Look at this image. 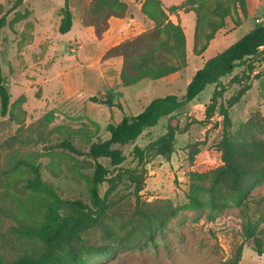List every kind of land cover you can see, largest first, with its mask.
<instances>
[{"label":"trees","instance_id":"1","mask_svg":"<svg viewBox=\"0 0 264 264\" xmlns=\"http://www.w3.org/2000/svg\"><path fill=\"white\" fill-rule=\"evenodd\" d=\"M209 1H214V7L209 8ZM226 1L242 14L243 19L239 16L235 20L236 26H240L249 15L247 0H186L183 5L173 6L168 12L161 0H144L141 13L153 22V27L109 48L103 58L122 57L120 82L123 88L146 79L160 80L175 74L186 66L187 39L180 22L174 23L169 15L186 4L191 6L196 16L194 53L201 55L216 33L226 26L227 18L232 14V8ZM22 4L23 0H15L9 12ZM2 9L0 4V31L7 26L12 29L29 15L28 10L16 11L14 17L7 21V13L1 15ZM204 9L212 17H208L210 15L205 14ZM188 11L185 9V12ZM127 13L126 0H91L82 22L93 29L96 38L101 39L110 27V20L125 18ZM59 15L58 33L66 34L73 26L69 0L64 1ZM205 27L208 32H204ZM200 34L205 37V42L198 47ZM236 69L241 71L232 75ZM229 76L231 78L225 83L223 79ZM263 77L264 24H260L207 59L191 77L184 95L168 94L154 98L138 114L123 115L120 121L109 123L106 127L109 138L91 142L88 151L80 149L76 140L93 139L99 130L97 126L92 130L90 127L72 128L63 124L44 131L46 121L52 120L51 115H45L36 126L20 129L14 136L18 149L1 169L5 186L12 193L4 213L15 222L11 233L29 239L32 246L25 253L8 258L4 254L6 247L0 244V264H95L117 250L147 246L182 210L207 207L212 214L229 206L245 210L242 237L245 242H251L258 255H262L264 229L260 226L264 223V196L257 199L250 196L264 182V115L251 116L244 124L240 137L232 131L230 111L251 90L253 82ZM232 85H236L237 89L225 99L224 95ZM208 86H214V89L202 117L191 113V121L182 125L177 112L187 107ZM10 99L0 67L2 117L10 114ZM90 100L96 102L97 98L91 97ZM102 103L109 108L114 106L112 96ZM116 106L122 109L120 104ZM216 117L219 121L215 120ZM163 118H167L165 133L144 148L135 145L132 153L137 159L136 166L123 167L126 157L121 147L134 144L147 129L157 126ZM193 124L205 129L219 127L220 139L214 149L220 154L221 164L205 173H191L187 202L183 205L174 206L160 199L145 200L142 192L148 176L145 167L148 155L154 153L170 161L177 136L187 133ZM256 129L261 137L251 135ZM21 132L28 134L22 135ZM54 133L62 135L55 144L51 143ZM203 144L191 145V161H194ZM39 145H42L43 151L36 150ZM62 156L73 160L78 171L91 172L86 176L89 202L62 197L44 179L38 160L49 157L54 161ZM103 158L109 160L110 168L100 162ZM50 171L59 176L56 168ZM124 181L133 186L134 216L129 221L117 215L116 202L112 199ZM103 185L106 188L101 195ZM203 193L208 198H204ZM116 222H120V230L123 231L120 235ZM245 242L239 244L234 254L220 264H241Z\"/></svg>","mask_w":264,"mask_h":264},{"label":"rangeland","instance_id":"2","mask_svg":"<svg viewBox=\"0 0 264 264\" xmlns=\"http://www.w3.org/2000/svg\"><path fill=\"white\" fill-rule=\"evenodd\" d=\"M64 1L23 0L20 7L9 12L15 0H0L3 7L1 15L7 13V21L14 17L16 11H29L28 17L15 24L12 29L7 26L0 31V67L11 95L10 114L6 117L0 115V244L6 247L4 254L8 258L23 254L32 246L29 239L11 233V226L15 222L4 213V208L10 204L12 193L5 186L1 169L9 156L18 149L14 136L20 129L36 126L37 121L45 115H51L52 120L46 121L44 131L63 124L72 128L90 127L92 130L97 126L99 130L96 137L91 140H76L80 149L88 151L91 142L109 138L106 131L109 123L120 121L123 115L138 114L154 98L168 94L184 95L191 77L207 59L234 44L254 26L264 24V0H247L249 15L240 26H236L235 20L239 16L243 19L242 14L239 10L237 13L233 5L226 1L232 8L226 26L216 33L201 55H196V16L191 11V6L186 4L169 15L174 23L180 21L187 36L186 66L163 79H146L129 88H123L119 64H105L107 59H104L102 54L104 49L153 27V23L148 22L139 12L140 4L144 0H126L128 13L125 21L117 26L120 21L112 19V30L104 33L101 39L95 38L93 29L86 27L82 22L91 0H69L73 27L66 34L58 33L61 18L59 11ZM161 1L168 12L171 7L181 6L186 0ZM208 5L212 8L215 3L209 1ZM184 8L190 10L185 12ZM204 13L210 15L207 9H204ZM115 28L121 29V34L113 33ZM208 31L205 27L204 32ZM204 42L205 37L200 34L197 46L200 47ZM80 45L83 53L90 50H95V53L90 57L79 56L82 52ZM90 63L96 66L97 73L99 70L103 71L104 80L99 78L100 82L88 81L86 65ZM239 71L241 69H236L232 75ZM231 76L223 81L227 83ZM67 79L72 80L73 84L67 82ZM79 80L85 82L84 85L79 83L80 90L84 92L74 89ZM213 89L214 86H208L187 107L177 112L182 125L191 121V113L202 117ZM236 89L237 86L232 85L224 98L227 99ZM89 91L92 92L85 93ZM108 96L113 98L112 108L102 103ZM91 97L97 98L96 102L91 101ZM117 104H120L122 109H119ZM255 114L264 115V77L254 81L251 90L231 109L233 133L241 137L244 124ZM166 123L167 118L161 119L157 126L147 129L134 144L121 147L126 157L123 167L136 166L137 159L132 153L134 146L144 148L163 135ZM31 134L35 136L34 133ZM251 135L261 137L258 129L253 130ZM61 138V134L54 133L51 143L55 144ZM219 139V127L205 129L193 124L187 133L177 136L175 151L170 161L154 153L149 154L145 164L148 176L142 192L143 198L147 201L160 199L174 206L186 203L191 173H205L221 164L220 154L214 149ZM203 142L205 144L200 147V152L194 161H191V145ZM42 149V145L36 148L39 151H43ZM38 162L44 179L55 187L58 194L64 198H78L89 202L86 176L91 175L90 171H78L74 161L66 156L54 161L43 157ZM100 162L110 168L108 159H100ZM51 168H56L59 176L53 175ZM105 188V185L101 186V195ZM132 191L133 186L124 181L112 196L116 202L117 215L124 221H129L134 216ZM263 196L264 182L254 189L250 197L257 199ZM203 197L208 198L206 193H203ZM245 215L243 208L234 206L214 211L212 214L207 207L182 210L168 221L164 232L159 233L147 246L117 250L95 264H220L234 254L239 244L245 242L241 233ZM115 225L120 235L123 232L120 230V222ZM260 227L264 229V223ZM241 264H264V253L258 255L251 242H245Z\"/></svg>","mask_w":264,"mask_h":264},{"label":"crops","instance_id":"3","mask_svg":"<svg viewBox=\"0 0 264 264\" xmlns=\"http://www.w3.org/2000/svg\"><path fill=\"white\" fill-rule=\"evenodd\" d=\"M143 3V2H142ZM142 3L140 4V9H139V12H140V14L142 15V16H144L145 18H146V20L148 21V22H152L151 20H149L144 14H142L141 13V5H142ZM71 9V8H70ZM72 11V10H71ZM72 15H73V13H72ZM112 19H118L119 21H120V23L119 24H117V26L118 25H121V23L123 22V21H125V18H122V19H119V18H112ZM112 19L110 20V27H109V31L110 30H112V29H110L111 28V22H112ZM118 21V22H119ZM178 22H180V21H177L176 23H178ZM153 23V22H152ZM116 26V27H117ZM73 27V26H72ZM72 29V28H71ZM91 29V28H90ZM107 30V31H108ZM93 31V30H92ZM106 31V32H107ZM105 32V33H106ZM113 33H115V34H121V29H118V28H115L114 30H113ZM186 35V34H185ZM95 36V35H94ZM96 38V37H95ZM186 39H187V36H186ZM77 42V41H76ZM79 43V42H78ZM120 43V42H119ZM116 44H118V43H116ZM116 44H114L113 46H115ZM112 46V47H113ZM81 48V49H80ZM80 50H82V52L79 54V56H85V57H87V56H91V55H93L94 53H95V50H90V51H86L85 53H83V48H82V46L80 45ZM111 48V47H110ZM78 49V50H79ZM109 48H106V49H104V52H103V54H102V56H104V54L106 53V51L108 50ZM93 53V54H92ZM110 63H118L119 64V67H120V72H121V67H122V63H123V61H122V57L121 56H117V57H112V58H109V59H107L106 61H105V64H110ZM87 67H88V75H87V78H88V81L90 80V81H94V80H97L98 82H100L101 80H99V78H101L102 80H104V78H105V76H104V73H103V71L102 70H99V73H97L96 72V66L93 64V63H90V64H88V65H86ZM173 75V74H172ZM168 77V76H167ZM67 78H69V75L67 76ZM67 82H72V80H70V79H67ZM79 83H82L83 85L85 84V82H82V81H78V84H76V88L74 87V89H75V91H80V92H84V91H81L80 90V87H81V84H79ZM106 83V82H105ZM189 83V82H188ZM72 84H73V82H72ZM129 88V87H128ZM90 92H92V91H89V92H85V93H90ZM142 111V110H141ZM140 111V112H141Z\"/></svg>","mask_w":264,"mask_h":264}]
</instances>
